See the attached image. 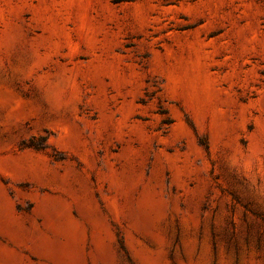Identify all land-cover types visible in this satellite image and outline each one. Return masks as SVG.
I'll return each instance as SVG.
<instances>
[{"label": "rangeland", "instance_id": "374dc122", "mask_svg": "<svg viewBox=\"0 0 264 264\" xmlns=\"http://www.w3.org/2000/svg\"><path fill=\"white\" fill-rule=\"evenodd\" d=\"M0 264H264V0H0Z\"/></svg>", "mask_w": 264, "mask_h": 264}]
</instances>
